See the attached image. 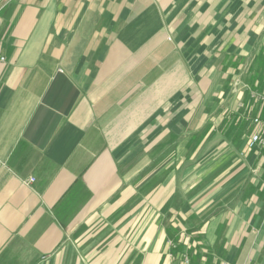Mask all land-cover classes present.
<instances>
[{
	"label": "crops",
	"instance_id": "crops-1",
	"mask_svg": "<svg viewBox=\"0 0 264 264\" xmlns=\"http://www.w3.org/2000/svg\"><path fill=\"white\" fill-rule=\"evenodd\" d=\"M0 54V264H264V0H0Z\"/></svg>",
	"mask_w": 264,
	"mask_h": 264
},
{
	"label": "built area",
	"instance_id": "built-area-1",
	"mask_svg": "<svg viewBox=\"0 0 264 264\" xmlns=\"http://www.w3.org/2000/svg\"><path fill=\"white\" fill-rule=\"evenodd\" d=\"M4 56L0 54V63L4 62ZM238 84L239 82L234 81L232 85V91L238 92ZM249 98L252 101L258 102L260 105L264 106V93H259L257 91L249 90ZM250 123L256 127V131L253 132L248 140L247 148L249 150L255 147L264 148V119L259 117H254L251 119ZM34 179H29V182H33ZM168 245L172 250L169 253L168 258L170 260V264H190V258L187 253L180 252L179 254L176 253L177 246L173 241H169ZM227 264V263H223ZM243 264H251L249 261L244 262Z\"/></svg>",
	"mask_w": 264,
	"mask_h": 264
},
{
	"label": "rangeland",
	"instance_id": "rangeland-1",
	"mask_svg": "<svg viewBox=\"0 0 264 264\" xmlns=\"http://www.w3.org/2000/svg\"><path fill=\"white\" fill-rule=\"evenodd\" d=\"M231 107H230V109L232 110V112H231V116H233V114H234V116L236 115L237 116V114H236V111L237 110H239L238 112H241V109L242 108H239L238 106H237V103H234L233 102V97L231 96ZM242 101H244V100H242ZM240 107H243V106H240ZM239 108V109H238ZM235 116V117H236ZM235 117L233 118V117H231L230 119H229V121H231V123L233 124L234 123V120H235ZM252 118H254L249 112H247V115H246V117H243L242 119H243V121H242V124H241V126L243 127V125H245V124H247V123H250V121H251V119ZM236 124H238V123H236ZM251 124V123H250ZM247 131V136H250L251 134H250V132H249V128L246 130ZM188 256H189V254H188ZM189 258H190V256H189Z\"/></svg>",
	"mask_w": 264,
	"mask_h": 264
}]
</instances>
